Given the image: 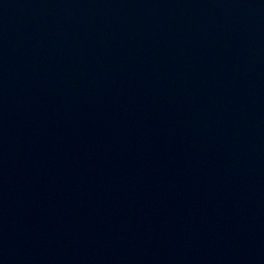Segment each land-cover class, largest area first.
Returning a JSON list of instances; mask_svg holds the SVG:
<instances>
[{
	"label": "water",
	"instance_id": "water-1",
	"mask_svg": "<svg viewBox=\"0 0 264 264\" xmlns=\"http://www.w3.org/2000/svg\"><path fill=\"white\" fill-rule=\"evenodd\" d=\"M0 264H264V0H0Z\"/></svg>",
	"mask_w": 264,
	"mask_h": 264
}]
</instances>
